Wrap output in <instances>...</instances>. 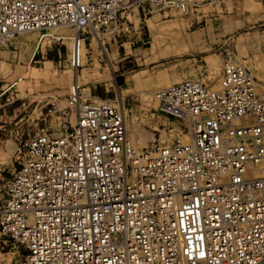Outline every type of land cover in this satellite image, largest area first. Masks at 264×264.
I'll list each match as a JSON object with an SVG mask.
<instances>
[{"label": "built area", "instance_id": "1", "mask_svg": "<svg viewBox=\"0 0 264 264\" xmlns=\"http://www.w3.org/2000/svg\"><path fill=\"white\" fill-rule=\"evenodd\" d=\"M218 1L0 0V45L25 31L61 41L48 30L69 25L78 70L82 42L127 33L133 5L145 14L146 5L186 12ZM17 82L0 86L3 113L19 100L10 120L37 97L14 93ZM46 97L25 118L36 119L33 131L24 121L9 129L0 249L22 251V264H264V81L244 59L225 54L214 83L185 77L156 88V109L177 125L146 144L129 135L117 93L92 94L76 75L64 104L31 100Z\"/></svg>", "mask_w": 264, "mask_h": 264}, {"label": "rangeland", "instance_id": "2", "mask_svg": "<svg viewBox=\"0 0 264 264\" xmlns=\"http://www.w3.org/2000/svg\"><path fill=\"white\" fill-rule=\"evenodd\" d=\"M243 1L202 3L186 12L170 8L147 11L146 5L145 14L140 8L139 12L134 11L137 6L133 5L127 11L131 21L127 33L116 40H110L107 32L101 33L108 54L101 48L103 45L97 44L96 38L90 45L84 44L83 65L78 70L70 64L72 40L53 42L47 37L38 49L40 53L43 49L45 57L42 60L53 58L54 61L45 62L29 63L31 47L20 41L23 33L7 45H0V86L22 76L23 80L17 82L14 87L17 90L13 92L37 96L27 98L29 106L21 108L20 112L17 110L19 114L15 119L10 120L18 102L6 105L4 113L0 109V139H5L0 143V162L6 165L1 176L6 177L12 169L10 156L16 148L9 129L29 122L30 131H33L36 119L25 121L27 114L39 115L40 104L52 97L38 103L31 99L52 95L64 104V95L76 75L92 94L105 97L121 93L129 128L132 125L138 135L142 132L146 137L154 133L156 137L158 133L161 137H170L177 125L172 117L156 109L153 91L185 77L214 83L220 73L222 57L227 53L244 59L256 77L264 81V0H251L256 9H243ZM235 18H242L243 23L239 25ZM34 33L39 35V32ZM16 41L21 43L17 45ZM57 50L61 52L60 57ZM34 67L37 68L32 72ZM23 115L25 117L18 120ZM21 253L0 249V261L7 259L9 264L17 259L16 264H22Z\"/></svg>", "mask_w": 264, "mask_h": 264}, {"label": "bare ground", "instance_id": "3", "mask_svg": "<svg viewBox=\"0 0 264 264\" xmlns=\"http://www.w3.org/2000/svg\"><path fill=\"white\" fill-rule=\"evenodd\" d=\"M247 2V1H246ZM249 7H250V5H249ZM253 7V6H252ZM134 11H136V12H139V9H138V7H135V9H134ZM63 26H66L67 28H65V29H63V30H58V28H60V27H63ZM49 30H53V31H49L47 34H49V35H53V36H55V37H63V39H66V40H71L70 39V37H72L73 35H74V33H75V31H74V33H72L71 32V28L69 27V25H58V26H53L52 28H50ZM34 32H38V31H25V32H23V35H22V40H23V42L25 43V45L27 46V47H31V51H30V57L31 56H33V53L34 52H36V48H37V43H38V37H39V35H40V32H39V35H37L36 33H34ZM100 36L102 37V35H101V33L99 32V31H94V37L93 38H96V42H97V44H100V46L101 45H103L101 48L103 49V51L105 52V53H107L108 54V51H107V49H106V47L104 46V40L103 39H100ZM47 37L48 36H46L45 38H43V42H44V40L45 39H47ZM33 38H35V40H36V42L33 44V46L31 45V43H30V39H33ZM92 38V39H93ZM40 44V43H39ZM84 43L82 42V44L80 45V47H79V54H80V60H81V57L82 56H84V52H85V49H84ZM21 57H24L23 55L21 56ZM32 58V57H31ZM22 79V76L18 79V81L19 80H21ZM119 97L121 98V99H124V96L121 94V93H119ZM125 117H126V122H127V116H126V109H125ZM132 126V125H131ZM131 126H130V128H129V124H128V122H127V127H128V129H129V134H132V137L133 138H138L139 139V143L140 144H146L148 141H152V140H154V138H155V136H154V134L152 135L151 134V136H148V137H146V135L144 136V135H142V132L140 133L141 134V136L140 135H138V132H137V130L134 128V127H132L131 128ZM139 131V130H138ZM144 134V133H143ZM162 136V135H161ZM164 137H167V136H163V137H161V138H164ZM7 146V145H6ZM8 147V146H7ZM11 148V147H10ZM10 148H7L8 150H11ZM7 150V151H8Z\"/></svg>", "mask_w": 264, "mask_h": 264}, {"label": "crops", "instance_id": "4", "mask_svg": "<svg viewBox=\"0 0 264 264\" xmlns=\"http://www.w3.org/2000/svg\"><path fill=\"white\" fill-rule=\"evenodd\" d=\"M247 1V2H246ZM249 5H250V7H249ZM253 6V7H252ZM242 8L243 9H246V8H248V9H256L257 7L254 5V3L251 1V0H245V1H243V3H242ZM235 20H237L238 22H239V25L240 24H242L243 23V19L241 18V19H236L235 18ZM20 41L21 42H23V40H22V37H21V39H20ZM19 41V43H18V41H16V43H17V45H19L21 42ZM30 41V43H35L36 42V40H35V38H33V39H30L29 40ZM53 42H56V41H53ZM58 42V41H57ZM40 43V44H39ZM39 43H37V48H36V52H34L33 53V56H31V57H29V63L31 62V61H34V62H38V61H42V62H45V61H48V60H51V61H54V59L53 58H48L47 60H42L43 59V57H45V55H44V53H43V49H41V52L42 53H40V50L38 49V47L43 43V39L39 42ZM57 53H58V56L60 57L61 56V52H60V50H57ZM58 62H60V59L58 60ZM38 67V66H37ZM37 67H34L33 69H32V72L37 68ZM21 80H23V79H21ZM72 83V82H71ZM84 85V84H83ZM70 87V86H69ZM85 87V86H84ZM14 90H17V88H15ZM90 91H91V89H89ZM92 92V91H91ZM16 93H18V92H16ZM15 102H18L19 103V100H17V101H15ZM18 105V104H17ZM14 115V114H13ZM13 253V252H12ZM7 259H2L1 261H0V264H7V261H6ZM16 261H17V259H12L11 260V263H9V264H16Z\"/></svg>", "mask_w": 264, "mask_h": 264}]
</instances>
